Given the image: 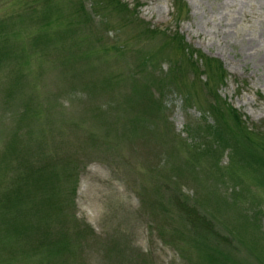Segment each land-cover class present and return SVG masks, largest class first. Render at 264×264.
<instances>
[{
  "label": "rangeland",
  "instance_id": "obj_1",
  "mask_svg": "<svg viewBox=\"0 0 264 264\" xmlns=\"http://www.w3.org/2000/svg\"><path fill=\"white\" fill-rule=\"evenodd\" d=\"M180 1L181 8L178 0H122L138 13L132 21L105 0H0V44L10 51L0 64V153L17 130L22 147H38L46 163L59 158L57 178L32 190L30 220L66 240L58 255H21L14 264H195L196 233L179 211L165 214L157 205L155 193L167 198L177 183L221 237L212 241L216 250L264 264V172L236 160L241 137L228 135L217 155H206L213 134H206L212 121L204 95L218 90L224 107L241 114L242 132L264 141V0ZM140 21L158 33L145 34ZM161 32L182 36L197 58L219 61L225 85L202 92L203 68L180 61V41L164 42ZM159 79L153 100L164 110L148 120V132L144 119L154 110L143 89ZM190 129L199 135L194 142ZM18 174L6 173L2 191ZM162 226L172 229L166 238ZM177 231L187 233L181 239Z\"/></svg>",
  "mask_w": 264,
  "mask_h": 264
},
{
  "label": "trees",
  "instance_id": "obj_2",
  "mask_svg": "<svg viewBox=\"0 0 264 264\" xmlns=\"http://www.w3.org/2000/svg\"><path fill=\"white\" fill-rule=\"evenodd\" d=\"M47 3L51 2V0H43ZM108 2L114 9L119 12H122L127 15L130 13L128 4L122 3V0H105ZM179 8L181 1L178 0ZM140 6H137V8ZM178 8V10H179ZM82 9V7H81ZM85 13H87L83 7ZM133 14L132 21H136L137 19L134 17L136 15L138 17L137 12H131ZM87 17L90 18V15L87 13ZM4 20V19H3ZM140 24L144 26L145 34H157V30H153L150 28L148 24H143L140 21ZM3 23L0 22V26ZM2 28H0L1 34ZM165 32H161L164 38V42H170L171 38H174L180 41V50L179 55L181 56L180 61L187 62V66L193 67V69L197 70L198 66L203 68V72L206 75V83L204 86L200 87L202 92H207L209 87L217 85L219 81V86L222 87L225 85L226 82V73L224 69H222V65L219 61L211 59V58H203V55L200 58L194 56V50L190 48L188 45L183 41V37L180 36H171L170 34H164ZM170 35V36H168ZM46 37V34L36 36L35 42L39 43V40ZM48 42V41H47ZM46 42V43H47ZM5 48V44H0V64L2 62V58L6 57L7 55L10 56V51H3ZM196 54H199L196 52ZM205 57V56H204ZM149 63L148 60H146ZM204 62V63H203ZM204 64V65H203ZM216 70L212 72V70ZM217 69L219 74L217 73ZM141 71V70H140ZM153 73V72H150ZM172 73L170 69L168 71V75ZM195 74V73H194ZM167 75V76H168ZM173 76L171 75L167 79L170 81L173 80ZM166 79V81H167ZM193 81V80H192ZM190 81V82H192ZM163 79L157 80L155 83H150L152 88L147 87L145 90L143 89V93L148 94V101L150 105V110H154L150 112V114L144 119V126L146 130L149 132L148 120L151 117L156 116L160 117L161 112L164 110L163 102L162 105L159 107L156 102H154L153 98L160 96V85L162 84ZM15 85L19 84V82H14ZM208 86V89L205 88ZM184 87L182 83H180L176 88ZM188 98H190V90H182ZM180 92V93H182ZM218 90L213 94H204L207 99L206 103L208 105V110L205 111L211 118V124L207 125L206 134H210L213 138L212 141L206 144V155L215 153L216 148L222 143L225 142V137L228 135H232L233 137H241L244 139V143L242 148L237 149L240 150L238 152V156H236V160L244 162V165L247 168L254 169V166L257 167V170H262L264 172V141L262 143L254 142L251 140L246 134L242 132L243 129L247 130V125L244 120H242L241 114L237 112L236 109L228 107H224V103L220 99V96L217 94ZM150 95V96H149ZM184 95V94H183ZM185 96V95H184ZM163 98V95H162ZM186 98V96H185ZM157 112H156V111ZM152 113H156L153 114ZM230 116V118H229ZM19 125L17 128L19 129L23 122L22 119H19ZM100 120V119H96ZM166 122V120H165ZM134 126L136 128V132L138 131L137 125L139 123V118L136 117L134 119ZM143 126V127H144ZM18 131L16 130L11 140L7 143V146L4 148L3 152L0 153V164L2 168H0V264H14L17 262L18 257L21 255H27L29 257L36 256L39 259H48L53 255H58L61 251L62 247L64 246L65 239L61 235H58L56 239L53 238L52 233L50 232L48 227H43L44 225L40 226L38 224H33L32 220H30L32 216V211L36 208L30 206L32 199H30V195L33 189H36L35 186L39 185H47L45 179L51 180V177L57 178L56 168L58 166L59 158H51L48 163H46L48 159V154L44 151L40 150L36 146H32L31 144H27L24 142V146L22 147L23 142H18L21 138L18 137ZM134 133V132H133ZM188 139L190 142H194L199 135H194L193 132L188 130L187 132ZM29 133L24 135L27 137ZM13 136H15L13 138ZM95 136V135H93ZM92 136V137H93ZM264 137V133L261 134ZM98 138L97 136H95ZM95 137H93L95 139ZM106 137V135H105ZM104 137V139H105ZM100 139V138H99ZM23 150V156H22ZM45 153V154H44ZM209 153V154H207ZM218 152L216 151L215 155ZM41 155L36 158V156ZM214 155V156H215ZM212 156V155H210ZM213 156V157H214ZM15 157L18 164L16 168L12 167L11 158ZM35 157L41 164L32 162V158ZM28 160V166H24V163ZM229 159V163H230ZM64 163V162H63ZM62 163V164H63ZM189 165V163H188ZM190 168V165H189ZM243 168V167H242ZM195 169V168H194ZM191 170V168H190ZM19 172L18 176L14 179L13 185H9L4 191H2L3 182L1 179L4 178L7 172ZM178 172L177 176L181 175L180 169L172 168V172ZM194 172V170H193ZM173 184L176 182V178L170 176ZM179 186V184L177 183ZM175 186H168L169 190H171L170 195L166 198L163 195L155 193V196L160 199L157 203L161 212H170V210L175 209L179 214L184 218L186 221V227L188 228L187 232L190 228L196 233L194 239L191 238L192 245L194 246L196 252H198L197 258L198 261L195 264H242V262L237 261L232 257L230 253L224 254L219 252L212 246V241L218 235L215 231L211 229L210 224L200 215H196L193 209H190L189 202H191V198L184 196L181 194L180 187ZM161 193L165 191V188H155L156 190ZM214 191H209L208 195L211 197ZM178 194V195H177ZM157 200V201H158ZM155 202L149 201L148 207L150 209H155L154 205ZM154 207V208H153ZM171 216L168 220H171ZM180 222L184 221L178 217ZM42 219L39 218L38 221ZM185 224V223H184ZM190 227V228H189ZM47 229V230H46ZM86 230V229H85ZM172 229H168L165 226L160 228L158 234L160 237L166 238V236L172 233ZM171 231V232H170ZM92 232V230H90ZM180 235L177 237H183L187 232L184 231H177ZM217 238H221L218 237ZM225 241L229 243V237H223ZM201 261V263L199 262ZM45 264H53L52 262H47Z\"/></svg>",
  "mask_w": 264,
  "mask_h": 264
}]
</instances>
